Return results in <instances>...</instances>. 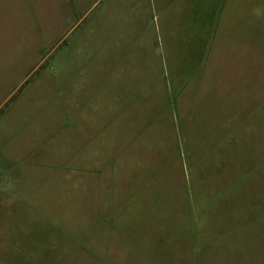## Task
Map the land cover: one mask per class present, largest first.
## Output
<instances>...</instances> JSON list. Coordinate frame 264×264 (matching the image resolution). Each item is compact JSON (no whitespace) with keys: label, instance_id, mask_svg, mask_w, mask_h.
<instances>
[{"label":"rangeland","instance_id":"rangeland-1","mask_svg":"<svg viewBox=\"0 0 264 264\" xmlns=\"http://www.w3.org/2000/svg\"><path fill=\"white\" fill-rule=\"evenodd\" d=\"M91 5L0 0V264H264V0Z\"/></svg>","mask_w":264,"mask_h":264},{"label":"crops","instance_id":"crops-1","mask_svg":"<svg viewBox=\"0 0 264 264\" xmlns=\"http://www.w3.org/2000/svg\"><path fill=\"white\" fill-rule=\"evenodd\" d=\"M63 1L69 6V8H70L69 11L70 12H73L76 9L79 10V9H82L83 8L82 9V13H84L83 10H86V9L90 8L89 7L90 4H92L91 6H93L94 4H96L98 2H101V0H93L92 2L91 1L90 2H87V0H63Z\"/></svg>","mask_w":264,"mask_h":264}]
</instances>
